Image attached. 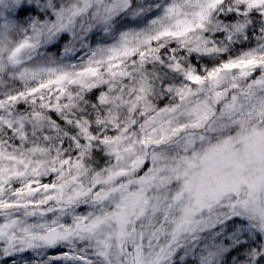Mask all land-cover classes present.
Instances as JSON below:
<instances>
[{
  "label": "snow or ice",
  "instance_id": "snow-or-ice-1",
  "mask_svg": "<svg viewBox=\"0 0 264 264\" xmlns=\"http://www.w3.org/2000/svg\"><path fill=\"white\" fill-rule=\"evenodd\" d=\"M0 264H264V0H0Z\"/></svg>",
  "mask_w": 264,
  "mask_h": 264
}]
</instances>
